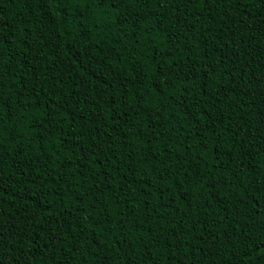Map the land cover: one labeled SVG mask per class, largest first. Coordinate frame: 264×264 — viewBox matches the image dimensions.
Instances as JSON below:
<instances>
[{"label": "trees", "instance_id": "trees-1", "mask_svg": "<svg viewBox=\"0 0 264 264\" xmlns=\"http://www.w3.org/2000/svg\"><path fill=\"white\" fill-rule=\"evenodd\" d=\"M261 0H0L3 264H264Z\"/></svg>", "mask_w": 264, "mask_h": 264}, {"label": "snow or ice", "instance_id": "snow-or-ice-1", "mask_svg": "<svg viewBox=\"0 0 264 264\" xmlns=\"http://www.w3.org/2000/svg\"><path fill=\"white\" fill-rule=\"evenodd\" d=\"M188 2H189V3H193L194 0H188ZM209 2H212V0H209ZM261 2L264 3V0H261ZM260 247H264V244H261ZM0 264H3V262L0 261ZM17 264H18V262H17Z\"/></svg>", "mask_w": 264, "mask_h": 264}]
</instances>
